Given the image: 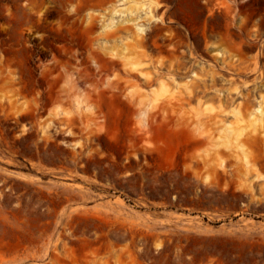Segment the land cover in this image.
Wrapping results in <instances>:
<instances>
[{
    "label": "rangeland",
    "instance_id": "rangeland-1",
    "mask_svg": "<svg viewBox=\"0 0 264 264\" xmlns=\"http://www.w3.org/2000/svg\"><path fill=\"white\" fill-rule=\"evenodd\" d=\"M115 1L0 0V264H264V0Z\"/></svg>",
    "mask_w": 264,
    "mask_h": 264
},
{
    "label": "bare ground",
    "instance_id": "bare-ground-1",
    "mask_svg": "<svg viewBox=\"0 0 264 264\" xmlns=\"http://www.w3.org/2000/svg\"><path fill=\"white\" fill-rule=\"evenodd\" d=\"M125 0H116L115 1V3L113 4V7L111 8V10H110V13H111V17L108 19V22H104V20H100V21H102L101 22V29L102 30H105L106 28H109V29H111V28H114V27H117L118 26V24H121V23H123L124 21L125 22H132V28H133V30H132V38L134 39V38H137V37H142V35H143V32H144V30H145V27H144V25H143V23H141L140 22V20L138 21H135V19H133V18H126L124 21L123 20H118V19H115L114 18V16H116V15H120L121 13H122V11H121V9L120 8H118L117 6H119L120 4H122L123 2H124ZM131 2H134V0H131ZM135 2H137V0H135ZM135 4H137V3H135ZM135 10H138L139 8H140V6H135V7H133ZM133 10H131L130 12H132ZM138 15V14H137ZM92 18H94L93 17V15H88V17H87V20H86V22L88 23V24H90L91 22H90V20L92 19ZM107 54L105 53V51L104 50H101V52H99V53H97V54H95V56H92V57H90L89 59H90V61L92 62V63H94V64H96L95 65V67H97V68H101V65L100 64H98L97 63V61L99 60L100 62H104V63H106V62H108L110 65H113L114 63H115V61L114 60H111V59H109L107 56H106ZM88 57V56H87ZM120 61H121V59H120ZM121 63L123 64V60L121 61ZM138 86V84H132L131 85V87H137ZM161 89H163L162 87H161ZM106 90H114L115 91V95H118V94H120V93H123V91H122V87L118 84V82L117 81H107L106 82ZM152 93H156V90H152ZM256 112H258L259 114H260V116L261 115H263V111H262V108H261V106H260V104H258L256 107H254L253 108V110H251V112H250V115L251 114H255V117L253 118V120L254 121H259V119H260V117H256ZM65 119H63V121H64ZM49 135H45L44 137L45 138H47ZM224 140H225V145H230V143H231V140L228 138V136H226L225 138H224Z\"/></svg>",
    "mask_w": 264,
    "mask_h": 264
}]
</instances>
